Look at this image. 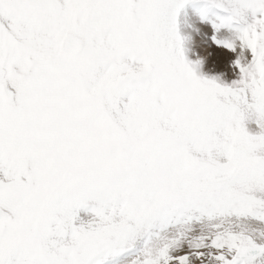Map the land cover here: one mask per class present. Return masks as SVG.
<instances>
[{
  "label": "snow or ice",
  "instance_id": "1",
  "mask_svg": "<svg viewBox=\"0 0 264 264\" xmlns=\"http://www.w3.org/2000/svg\"><path fill=\"white\" fill-rule=\"evenodd\" d=\"M0 264H264V0H0Z\"/></svg>",
  "mask_w": 264,
  "mask_h": 264
},
{
  "label": "rangeland",
  "instance_id": "2",
  "mask_svg": "<svg viewBox=\"0 0 264 264\" xmlns=\"http://www.w3.org/2000/svg\"><path fill=\"white\" fill-rule=\"evenodd\" d=\"M214 20V16L202 19L196 7L188 3L177 14V32L184 58L197 76L230 85L240 75L235 62L241 49L233 51L217 42L231 33L227 29L217 32Z\"/></svg>",
  "mask_w": 264,
  "mask_h": 264
}]
</instances>
